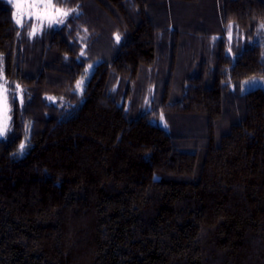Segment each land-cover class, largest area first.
<instances>
[{
  "label": "trees",
  "instance_id": "obj_1",
  "mask_svg": "<svg viewBox=\"0 0 264 264\" xmlns=\"http://www.w3.org/2000/svg\"><path fill=\"white\" fill-rule=\"evenodd\" d=\"M53 2L0 0V264H264V0Z\"/></svg>",
  "mask_w": 264,
  "mask_h": 264
},
{
  "label": "snow or ice",
  "instance_id": "obj_2",
  "mask_svg": "<svg viewBox=\"0 0 264 264\" xmlns=\"http://www.w3.org/2000/svg\"><path fill=\"white\" fill-rule=\"evenodd\" d=\"M12 3L13 7L16 8L18 11L27 7L31 10V14L35 16L36 20L43 23L47 21V26L51 28L53 25H61L65 23V17L69 15V11H75V9L71 10H62L61 8L57 7L53 0H31V3L24 5L18 2H13V0H9ZM14 18L16 17V13H13ZM17 24H21L20 19H16ZM229 30H231L232 25L229 24ZM260 29L264 30V23L260 25ZM35 29H33V33ZM116 41H120L119 34L115 37ZM83 55V53H81ZM92 66L89 65L88 69H85L87 73ZM249 82L246 81L245 84ZM7 81L0 83V137L5 136L6 132L9 130V105H8V96H7ZM83 80L77 82V88H82ZM19 88V85H17ZM243 90V89H242ZM13 101L15 100V96L12 97ZM163 120V117H161ZM30 125H25L27 129ZM27 139V138H26ZM26 144L25 142H21L19 145V152L22 154L25 151Z\"/></svg>",
  "mask_w": 264,
  "mask_h": 264
},
{
  "label": "rangeland",
  "instance_id": "obj_3",
  "mask_svg": "<svg viewBox=\"0 0 264 264\" xmlns=\"http://www.w3.org/2000/svg\"><path fill=\"white\" fill-rule=\"evenodd\" d=\"M7 1H9V0H7ZM13 2H18L21 4L27 5V4L31 3V0H13ZM13 12L16 13V17L14 18L15 23H16V19L21 20V24L16 23L17 26H19V27H21L26 21L32 20L31 21L32 26L30 29L31 35L38 34L40 32V30L43 28V26L47 25V21H44L43 23L37 21L35 16L31 14V10L28 9L27 7H24L23 9H21L19 11L16 8H14ZM64 19H66V17ZM53 26L56 27L58 25H53ZM33 29H35L34 33H33ZM2 69H3V63H1V61H0V83L4 82ZM90 71H91V68L89 69V71L87 73L85 72L79 80V81L83 80L82 88L86 82V79H87ZM246 81H248L249 83L245 84ZM246 81H243L241 83V90L243 89L242 91H247L250 89L257 88V87L264 88V78H262V77H255V78H251V79L246 80ZM82 88H80V89L77 88V90L80 92V90ZM0 138H2V137H0Z\"/></svg>",
  "mask_w": 264,
  "mask_h": 264
}]
</instances>
